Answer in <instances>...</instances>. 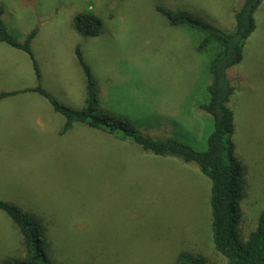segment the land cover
I'll list each match as a JSON object with an SVG mask.
<instances>
[{
  "label": "rangeland",
  "instance_id": "rangeland-1",
  "mask_svg": "<svg viewBox=\"0 0 264 264\" xmlns=\"http://www.w3.org/2000/svg\"><path fill=\"white\" fill-rule=\"evenodd\" d=\"M243 2L0 0V8L20 41L38 28L32 52L41 86L56 101L85 108L79 45L102 111L143 136L205 152L213 121L201 106L209 102L214 51L198 53L201 35L170 27L156 8L190 13L228 33ZM88 11L102 22L96 38L74 32L75 16ZM254 20L243 60L228 73L231 142L245 171L243 242L264 211V0ZM36 86L28 56L0 44V93ZM64 122L35 94L0 102V200L42 225L47 264H174L182 254L228 264L212 247L210 181L197 164L154 156L81 124L60 135ZM22 238L0 211V264L26 259Z\"/></svg>",
  "mask_w": 264,
  "mask_h": 264
},
{
  "label": "trees",
  "instance_id": "trees-1",
  "mask_svg": "<svg viewBox=\"0 0 264 264\" xmlns=\"http://www.w3.org/2000/svg\"><path fill=\"white\" fill-rule=\"evenodd\" d=\"M263 0H244L240 9L234 13V28L225 33L215 29L202 18L187 12L171 11L157 7L170 27H187L197 31L201 40L198 53L214 51L209 64L211 84L208 87L209 102L201 109L212 118L213 130L207 139L205 152H197L192 147L175 139L157 140L136 132L124 122L100 109L97 88L91 69L83 59L80 46L75 47V58L85 78V108L72 109L51 96L41 86V73L32 52V42L37 36V27L27 34L23 41L11 33L2 20L0 8V44L22 52L30 59L37 86L21 91L0 93V102L21 94H36L48 101L54 112L60 114L65 122L60 135L68 132L74 124H81L121 142H131L157 157L179 158L184 163L197 164L203 177L210 181L211 235L214 251L224 257L228 264H264V211L248 241L240 238V203L244 196L245 171L233 152V112L228 103L234 93L229 70L243 60L248 38L256 29L254 14ZM101 20L88 11L75 16L74 32L82 38H96L100 35ZM0 211L6 214L22 235L26 259L5 261L3 264H47L42 225L29 213L12 203L0 200ZM174 264H210L202 256L180 255Z\"/></svg>",
  "mask_w": 264,
  "mask_h": 264
},
{
  "label": "crops",
  "instance_id": "crops-1",
  "mask_svg": "<svg viewBox=\"0 0 264 264\" xmlns=\"http://www.w3.org/2000/svg\"><path fill=\"white\" fill-rule=\"evenodd\" d=\"M36 38V37H35ZM34 41V40H33ZM33 43V42H32ZM38 63V62H37ZM32 66V65H31ZM36 95V94H35Z\"/></svg>",
  "mask_w": 264,
  "mask_h": 264
}]
</instances>
